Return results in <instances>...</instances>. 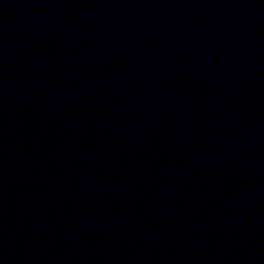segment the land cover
I'll use <instances>...</instances> for the list:
<instances>
[{
	"label": "water",
	"instance_id": "water-1",
	"mask_svg": "<svg viewBox=\"0 0 264 264\" xmlns=\"http://www.w3.org/2000/svg\"><path fill=\"white\" fill-rule=\"evenodd\" d=\"M0 264H264V0H0Z\"/></svg>",
	"mask_w": 264,
	"mask_h": 264
}]
</instances>
